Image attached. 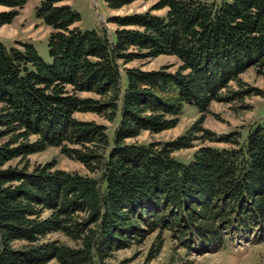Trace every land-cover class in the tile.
<instances>
[{
    "label": "trees",
    "instance_id": "obj_1",
    "mask_svg": "<svg viewBox=\"0 0 264 264\" xmlns=\"http://www.w3.org/2000/svg\"><path fill=\"white\" fill-rule=\"evenodd\" d=\"M27 1L0 0V27ZM69 1L36 8L49 29L48 63L31 44L0 43V264H110L153 233L147 264L165 234L186 255L264 243V113L244 132L216 136L203 126L212 103L243 110L264 95L241 79L251 67L264 75V0H157L111 16L112 35L81 31ZM149 1L104 3L118 11ZM160 56L179 65L127 67ZM184 106L199 117L182 135L137 142L177 127ZM77 113L115 123L111 138ZM196 143L228 147L200 146L187 164L174 158ZM50 148L86 174L54 159L30 163Z\"/></svg>",
    "mask_w": 264,
    "mask_h": 264
},
{
    "label": "rangeland",
    "instance_id": "obj_2",
    "mask_svg": "<svg viewBox=\"0 0 264 264\" xmlns=\"http://www.w3.org/2000/svg\"><path fill=\"white\" fill-rule=\"evenodd\" d=\"M157 0H150L146 3L136 2L132 5L118 11L108 10L104 0H70L68 4L71 9L80 16L78 27L81 31H96L102 33L105 31L107 35H112L115 26L108 22L111 16H123L134 12L141 13L147 10ZM205 3L218 2V0H193ZM40 0H28L26 5L18 13V16L11 24L0 27V43L6 48L17 46L18 43L31 44L36 50L40 59L49 62L47 53V36L49 29L42 25L35 16L36 8L39 6ZM6 9L0 7V12ZM163 11L154 12L161 15ZM179 65V61L175 57L160 56L153 60L135 61L128 64L127 67H138L141 70H157L162 66L170 67L169 71H174ZM264 71V67L262 68ZM243 82L251 87L257 88L264 93V75L257 74L255 68H249L241 75ZM232 84V83H231ZM234 85L232 84V87ZM245 109L241 110L238 104L212 103L210 105V113L203 124L205 129L214 133L216 136L226 135L237 131L244 132L250 125L260 120L264 113V95L252 96L245 100ZM75 117L82 121H94L98 124L106 126L109 138L112 136L115 123L90 113H77ZM199 117L195 108L184 106L180 115V121L172 130H168L156 135L143 133L137 138L138 143L148 142H166L171 141L182 135L187 128ZM214 146L226 148V144H210L196 143L191 149L182 150L173 154L174 158L183 164H187L195 150L200 146ZM54 159L56 168L64 171L77 172L86 174V170L79 163L62 156L58 149L50 148L42 153L31 155L29 161L32 164H43ZM156 237L153 233L140 243H133L130 247L114 253V258L109 261L110 264H147L148 251L152 242ZM19 245L21 243H15ZM177 248L175 242L171 241L167 234L164 235V242L160 254L149 264H264V243L247 244V245H230L216 253H208L198 255L192 253L186 255L181 249ZM47 264H58L56 261H50Z\"/></svg>",
    "mask_w": 264,
    "mask_h": 264
}]
</instances>
